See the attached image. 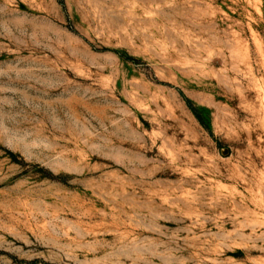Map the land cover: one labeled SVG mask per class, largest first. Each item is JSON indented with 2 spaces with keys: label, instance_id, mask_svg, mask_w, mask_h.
<instances>
[{
  "label": "rangeland",
  "instance_id": "374dc122",
  "mask_svg": "<svg viewBox=\"0 0 264 264\" xmlns=\"http://www.w3.org/2000/svg\"><path fill=\"white\" fill-rule=\"evenodd\" d=\"M0 264H264V0H0Z\"/></svg>",
  "mask_w": 264,
  "mask_h": 264
},
{
  "label": "trees",
  "instance_id": "16d2710c",
  "mask_svg": "<svg viewBox=\"0 0 264 264\" xmlns=\"http://www.w3.org/2000/svg\"><path fill=\"white\" fill-rule=\"evenodd\" d=\"M188 105L190 106V108L195 112V109L193 108V106H191L190 101L188 100Z\"/></svg>",
  "mask_w": 264,
  "mask_h": 264
}]
</instances>
